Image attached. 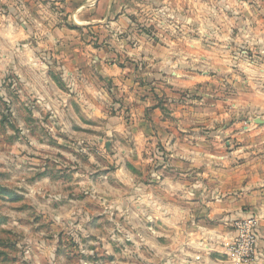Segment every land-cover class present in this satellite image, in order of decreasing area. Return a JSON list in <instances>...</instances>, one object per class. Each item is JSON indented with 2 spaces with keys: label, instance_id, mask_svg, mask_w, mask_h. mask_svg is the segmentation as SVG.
<instances>
[{
  "label": "rangeland",
  "instance_id": "1",
  "mask_svg": "<svg viewBox=\"0 0 264 264\" xmlns=\"http://www.w3.org/2000/svg\"><path fill=\"white\" fill-rule=\"evenodd\" d=\"M259 2L0 0V264H237L236 223L250 214L262 238L242 264H264L261 187L222 203L238 217L226 224L201 202L208 234L182 212L157 236L149 220L155 196L202 208L165 180L207 183V166L262 179ZM177 166L188 176L167 174Z\"/></svg>",
  "mask_w": 264,
  "mask_h": 264
},
{
  "label": "crops",
  "instance_id": "2",
  "mask_svg": "<svg viewBox=\"0 0 264 264\" xmlns=\"http://www.w3.org/2000/svg\"><path fill=\"white\" fill-rule=\"evenodd\" d=\"M260 4H259V10L261 13L264 14V0H259ZM254 11H257L256 9H254ZM175 158L180 157L182 159H184L185 161H191L193 159L192 162H194L195 160L199 159L202 156H205V154L203 153H183L181 155H173ZM222 158H227L226 156H223ZM177 163V160H174L173 163ZM207 168L205 171L199 170L197 172V174L205 176H208V180H206V182L208 183L209 186H207V183H204L203 181H200V179L197 178L196 181L193 182L192 185H187L186 183L177 181V182H171L170 180H165L164 184L166 185V190L167 193L169 192V194H172L174 192V194L176 193H181V203L188 205L190 202L189 200H191V192L190 189H192L193 191H195V193L197 194L196 197V201L199 203V206L202 207L199 210V213L197 216L193 215H189V214H185L183 209L181 210H177L176 208H173V204L172 205H167V204H162L163 201L161 200V198L163 197H151L149 199V206H150V211H149V220L151 221V223H155L153 227H151V232L152 234L154 233L155 236L158 235V229L156 227H158V222L159 221H163L165 223H173L174 222V215H176V213H180L181 214V219L185 222V223H190L193 225V227L201 232L203 234V232H207V234L209 233V230L204 227L201 226L200 223L202 222H211L213 221V218L211 217V215H209L206 211V208H203L202 205H200V203L202 202V204H205L206 206H208V204L210 205H215L216 210L214 212V220H216V222L218 223H228L230 221L235 220L236 218H238L236 215L232 216V215H227L229 210H227L224 206H222V203H228V205H230L231 203L238 204L241 199L243 198V195H245L247 198H254V193H255V189H259L260 187L262 188V191H264V165H262L261 168H259L260 173L262 174V179L258 180L255 179L254 174L257 173V169L253 170L252 168H250L249 170L247 169L245 171V176L238 179L237 177H235L234 179L226 177L227 179H223L224 174H223V168H214L213 166H207L205 167ZM168 175L172 176V177H177V176H188L189 172L182 171L184 169H180L178 166L177 168L174 167H169L168 169ZM119 175H123L124 176V171H119L118 172ZM231 188V192L229 193H223V190H228L227 188ZM201 192H203V194H201ZM175 194V195H176ZM262 198H264V193L263 195L261 194ZM140 202V200H139ZM161 203V205H163V207H160L159 204ZM197 203V204H198ZM252 204V203H251ZM162 210L160 213H158V209ZM173 210H175L176 212L173 213ZM205 211V214H203V212ZM201 212V213H200ZM253 216L252 214L247 215L246 218H249ZM263 219H264V214L262 215ZM182 222V221H181ZM219 227H221L222 225H218ZM190 227V224H189ZM258 226L256 227V232L257 234H259V230L257 229ZM263 230V229H262ZM229 231V232H228ZM264 231V230H263ZM172 232V231H171ZM217 232V231H216ZM218 233L223 236V235H232V231L230 230H225V228L221 227V232L218 231ZM214 234V233H212ZM193 236V234H190L189 230H185V236L190 237ZM260 236V234H259ZM264 236V234H263ZM206 237V236H205ZM261 237V236H260ZM262 238V237H261ZM262 246L264 248V241L261 242ZM185 243L182 242V248L184 246ZM204 246V245H203ZM221 249V248H219ZM264 251V250H263ZM183 254V252H182ZM188 255V254H187ZM215 257V254H214ZM214 264V263H212ZM257 264H262L261 263H257Z\"/></svg>",
  "mask_w": 264,
  "mask_h": 264
},
{
  "label": "built area",
  "instance_id": "3",
  "mask_svg": "<svg viewBox=\"0 0 264 264\" xmlns=\"http://www.w3.org/2000/svg\"><path fill=\"white\" fill-rule=\"evenodd\" d=\"M257 221L252 216L244 223H236V236L231 245V253L237 264L247 263L255 256Z\"/></svg>",
  "mask_w": 264,
  "mask_h": 264
}]
</instances>
